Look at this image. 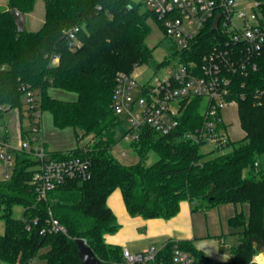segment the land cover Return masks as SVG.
Here are the masks:
<instances>
[{
	"label": "trees",
	"instance_id": "trees-1",
	"mask_svg": "<svg viewBox=\"0 0 264 264\" xmlns=\"http://www.w3.org/2000/svg\"><path fill=\"white\" fill-rule=\"evenodd\" d=\"M42 1L45 21L36 32L21 29L17 18L32 13L37 0H8L9 10L0 15V115L14 109L22 114L29 105L26 99L33 98L34 111L40 116L49 112L56 128H73L79 143L92 137L93 144L87 147L48 152L55 159L89 161L92 175L85 181H67L47 200H38L31 186L37 162L17 154L12 179L0 183V220L4 222L0 264H32L38 256L46 264H81L77 239H84L104 264H122L123 249L105 242V235L120 228L107 204L116 190L121 191L129 215L144 219H171L183 201L190 202L194 211L222 204L247 205L248 216L240 211L229 221L242 239L226 264H254L253 257L264 252V55L257 59L256 71L246 77L237 75L232 82L230 99L238 102L245 137L237 144L231 142L230 152L208 158L198 144L184 137L204 122V99L195 97L175 132L162 135L144 128L139 141L131 143L139 162L124 165L113 154L128 133L126 121L113 109L117 75L131 74L144 64L159 69L177 56L200 64L218 42L219 33L209 25L192 49L180 52L173 47L170 56L157 63L147 44L148 19L162 23L148 9L142 11L141 4L133 0ZM255 1L264 15V0ZM74 29L78 44L71 48L67 32ZM50 89L75 93L78 99L53 98ZM27 111L33 110L28 107ZM27 137L22 130V138ZM150 152L159 160L146 166ZM16 207L22 208L20 218L14 216ZM49 212L67 234L42 233ZM34 220H38L35 226ZM178 243L194 261L204 258L191 243ZM172 246L169 243L162 251L167 260Z\"/></svg>",
	"mask_w": 264,
	"mask_h": 264
},
{
	"label": "built area",
	"instance_id": "built-area-1",
	"mask_svg": "<svg viewBox=\"0 0 264 264\" xmlns=\"http://www.w3.org/2000/svg\"><path fill=\"white\" fill-rule=\"evenodd\" d=\"M144 3L161 21L164 34L180 52L192 49L205 29L209 25L214 27L218 15L220 21L213 30L220 38L200 64L185 62L182 56L171 59L160 69L171 65L162 79L140 83L136 71L117 75L113 109L126 121L128 133L124 140L139 141L141 131L146 127L170 135L181 126V116L189 102L202 97L207 99L204 122L196 130L186 132L184 137L200 148L211 145L214 151L224 153L231 140L222 111L228 106L238 108L236 99H230L234 77H246L256 71L257 59L264 55V15L260 4L255 0H144ZM77 31L67 32L71 48L78 44ZM135 90L136 98L133 97ZM26 102L33 110L32 113L27 111L31 117L28 137L23 139L21 136L19 145H13L7 138L0 140V183L12 179L17 154L29 155L37 162L31 186L38 200H47L50 192L67 181L90 179L91 166L89 161L78 157L51 158L40 136L41 118L34 111L35 102L33 98ZM120 153L125 154L123 150ZM37 224L38 220H34L33 225ZM31 227L28 225L27 230ZM46 232L67 234V229L49 212L47 227L42 230V233ZM162 251L155 246L137 253L125 248L122 264H195L191 254L181 249L178 242H173L169 260ZM260 256L264 257V254L256 256L252 263L263 264L258 260Z\"/></svg>",
	"mask_w": 264,
	"mask_h": 264
},
{
	"label": "crops",
	"instance_id": "crops-1",
	"mask_svg": "<svg viewBox=\"0 0 264 264\" xmlns=\"http://www.w3.org/2000/svg\"><path fill=\"white\" fill-rule=\"evenodd\" d=\"M0 5H8V0H0ZM49 94L51 97L63 101L74 102L78 99L77 94L61 89H50ZM40 136L47 151L52 153L74 150L83 142L79 143L73 128H56L49 112H45V115L41 114ZM107 204L120 225L116 233L105 235V242L108 245L119 246L137 253L151 246L164 249L169 243L188 242L204 255V258L197 259L195 264H226L230 262L235 246L232 245L233 242L229 241L228 237L237 234V232L230 226L229 221L237 212L243 211L246 216L249 213L247 205L234 204H222L194 211L190 202L183 201L179 213L168 220L132 217L126 209L122 193L119 190L111 194ZM32 264H46V262L38 256Z\"/></svg>",
	"mask_w": 264,
	"mask_h": 264
},
{
	"label": "rangeland",
	"instance_id": "rangeland-1",
	"mask_svg": "<svg viewBox=\"0 0 264 264\" xmlns=\"http://www.w3.org/2000/svg\"><path fill=\"white\" fill-rule=\"evenodd\" d=\"M4 1V0H1ZM136 3L142 5V11L147 10L144 0H133ZM19 26L23 30L27 31H38V29L43 25L45 20V4L42 0H37L35 9L32 13L29 14H20L17 18ZM148 23L151 27V35L147 39V44L150 48L153 49V58L157 63L166 60L167 57L173 52L174 43L171 39L166 37L162 26L155 22V20L148 19ZM171 65L168 67L170 68ZM168 68H163L162 70L155 69L146 64L138 66L136 74H138V81L140 83H145L149 80L155 81L157 79H162L165 76L166 70ZM133 71V72H134ZM133 97H137V90L133 92ZM207 105V99L203 100L202 104V113L205 112ZM28 106L25 105L23 108L22 114L18 109L11 111L5 110L0 115V140L7 138L8 141L12 144L19 145L21 143V130L28 132L30 130V119L27 112ZM38 117L41 118L39 112L37 111ZM45 115V112H43ZM222 117L226 125L228 126V135L231 142L237 144L244 139L245 133L240 125V118L238 113L237 106H228L222 111ZM92 137H87L83 140L82 145L87 147L88 145L93 144ZM123 150L125 154H121L120 151ZM232 147H228L224 150V153L230 152ZM201 154H207L208 158L215 157L221 152L214 151L211 145H205L200 148ZM114 156L124 165H133L139 162V156L136 151L133 149L131 142L127 140H122L114 149ZM159 160L158 155L155 152H150L148 158L146 159L145 165L151 166ZM22 215V208L16 207L14 210V216L20 218ZM4 232V222L0 220V234ZM229 241L232 240V245L237 247L241 242L242 236L240 233H237L233 236H229ZM264 254V252L260 253ZM260 254L256 255L259 256ZM252 259V262L254 258ZM38 258V257H37ZM36 258V259H37ZM39 260V259H38Z\"/></svg>",
	"mask_w": 264,
	"mask_h": 264
},
{
	"label": "water",
	"instance_id": "water-1",
	"mask_svg": "<svg viewBox=\"0 0 264 264\" xmlns=\"http://www.w3.org/2000/svg\"><path fill=\"white\" fill-rule=\"evenodd\" d=\"M9 10L8 5H0V15L4 14ZM20 15L18 14V17ZM220 15L217 16L214 23V30L217 29L218 23L220 21ZM76 244L78 246V254L80 257L81 264H104L98 259L93 249L87 244L84 239H77Z\"/></svg>",
	"mask_w": 264,
	"mask_h": 264
},
{
	"label": "bare ground",
	"instance_id": "bare-ground-1",
	"mask_svg": "<svg viewBox=\"0 0 264 264\" xmlns=\"http://www.w3.org/2000/svg\"><path fill=\"white\" fill-rule=\"evenodd\" d=\"M258 260L264 264V257H263V256H260V257L258 258Z\"/></svg>",
	"mask_w": 264,
	"mask_h": 264
}]
</instances>
